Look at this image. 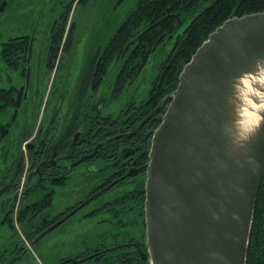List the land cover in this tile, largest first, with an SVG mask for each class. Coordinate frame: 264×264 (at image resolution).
I'll list each match as a JSON object with an SVG mask.
<instances>
[{
    "label": "water",
    "instance_id": "water-1",
    "mask_svg": "<svg viewBox=\"0 0 264 264\" xmlns=\"http://www.w3.org/2000/svg\"><path fill=\"white\" fill-rule=\"evenodd\" d=\"M123 1L118 0L117 5ZM2 2L0 11L9 0ZM93 50L80 97L91 83L101 47ZM260 56H264V12L227 20L184 67L153 132L149 151L145 183L147 252L135 246L150 264H247L255 206L264 179V130L247 150L238 151L224 134L223 125L234 118L230 102L234 79L253 71ZM29 81L30 72L27 86ZM249 154H255L261 166L250 165ZM111 187L96 192L38 238ZM8 189L9 185L0 189V198Z\"/></svg>",
    "mask_w": 264,
    "mask_h": 264
},
{
    "label": "flooded vegetation",
    "instance_id": "flooded-vegetation-1",
    "mask_svg": "<svg viewBox=\"0 0 264 264\" xmlns=\"http://www.w3.org/2000/svg\"><path fill=\"white\" fill-rule=\"evenodd\" d=\"M15 1L9 0L4 12ZM2 4L3 2L0 4V9L3 8ZM68 10V7L64 8L55 16L53 28L49 34V43L46 41L48 32L44 34L42 39L37 38L36 33L39 29L46 30L48 24L43 27L38 24L37 30H33L30 34L0 41L1 63L2 65L5 63L8 67L6 69L0 66V81L3 82V85L0 86V92L11 94L23 106L24 102L27 101L26 91L27 87H29L28 94H33L37 102L36 123L30 128L21 129L16 138L19 150H16L12 164L0 170V173L2 172L0 175V189L9 185V189L5 194L12 196H10L11 201H8L9 197L5 205V220L13 228L19 225L20 230H16L22 234L21 240L25 238V240L18 242L15 249L9 252L6 249L4 253H0V255H3V257L0 256V264H15L29 252L28 245L25 243L30 241L35 244L36 240H39L38 236L43 231L85 202H80L58 214L50 213L53 208V201L52 204L43 202L44 197L53 194V199L57 190L64 188L70 182H77L79 177L84 176L85 173L93 175L94 180L97 181V186L87 197L88 199L109 185H112L110 190L127 186L129 187L128 192H130L142 182L146 183L147 180L149 162H147L145 150L147 148L146 141L149 129L146 124L156 116L160 107L143 117L140 113L139 116L142 119L137 122V104L133 107L130 101L116 113L103 114V109L112 104L111 100L115 101L125 90L121 93L118 92L115 81L118 72H116L115 68H112L102 84H96L97 80H94L92 84L91 80L87 91L80 97V89L86 75L85 70L91 57L86 54L80 60L75 59L73 65L77 60L76 69L81 70L84 66L85 68L76 95L66 104V107L71 108L65 109L64 104L55 101L51 109L46 106L45 110L42 111L44 96L47 92L54 91L62 65V56L67 49L66 43H62L56 54L55 61L53 64L50 62L52 57L51 32L55 27L60 28ZM70 10H72V7ZM21 37H27L28 39L27 43L22 44L24 53L17 55L19 54L17 52V47L19 46L18 38ZM41 40L43 42H37ZM8 45L13 46L10 47ZM16 58H20L18 64L14 62ZM29 72L30 81L29 86H27ZM99 91L102 93L97 98ZM142 100L135 101L138 103ZM152 113L153 115L147 122L140 126L142 121ZM133 115L135 119H132ZM152 137L153 134L150 138L151 142ZM25 142L27 143L26 155L22 152V145ZM100 144L103 145L92 157L84 159L85 156L93 153ZM24 168L27 170L28 182L19 198L17 192L19 191L20 172ZM104 193L88 205L94 201L97 202L96 200L101 199ZM125 194L110 201L95 203L94 206L97 205L92 211L97 213L108 211V215L112 214L110 216L113 218L125 215V205H122L121 208L116 207V204L113 205L116 200ZM86 206L79 209L74 215L81 212ZM91 212H85L84 216L86 217ZM104 221H107V219ZM62 225L47 234L57 231ZM62 235V232H60L59 236ZM5 255L7 256L5 257ZM72 260L74 261L71 263L79 261L75 256Z\"/></svg>",
    "mask_w": 264,
    "mask_h": 264
},
{
    "label": "rangeland",
    "instance_id": "rangeland-1",
    "mask_svg": "<svg viewBox=\"0 0 264 264\" xmlns=\"http://www.w3.org/2000/svg\"><path fill=\"white\" fill-rule=\"evenodd\" d=\"M137 1L124 0L117 6L118 0H16L5 12L0 11V41L30 34L33 30H37L38 24L41 27L48 24L47 31L39 29L36 33L37 38L42 39L44 34L48 32L46 41L49 43V34L53 28L55 16L64 8L73 5L69 13L66 28L67 31H70V25L75 24L72 35L73 40L72 43H68L69 45L63 53L62 65L54 91H49L44 96L45 100L42 111L45 110L46 106H49L51 109L55 101L64 104L65 109L71 108L66 107V104L76 95L85 68L84 66L81 70L76 69L77 60L73 65L74 60H80L86 54L88 56L100 44H107L105 42L113 36L118 26L136 6ZM188 24L189 21L183 25L180 32ZM37 42H43V40ZM173 42L174 38L165 43L163 47L151 56L147 67L138 79L133 85L127 87L119 98L115 101L111 100L112 104L103 109V114L116 113L128 101H131L133 96L137 101L148 97L151 80L158 72V68L165 60L168 51L172 48ZM0 66L8 68L5 63L2 65L1 59ZM2 85L3 82L0 81V86ZM101 93V91L98 92L97 98L101 96ZM103 94L105 97V92ZM36 104L37 102L33 94H28L27 101L24 102L23 106L18 103V105L14 104L11 107H1L0 121L10 125V133L8 139L0 143V170L12 164L16 150H19L16 138L21 129L30 128L36 123ZM21 182L24 184L23 180ZM96 186L97 181L94 180L93 175L85 173L84 176L79 177L77 182H70L64 188L57 190L56 195H54L55 197H53V208L50 210V213H62L70 207L86 201ZM128 191L129 187L127 186L116 187L107 191L101 199L96 200L97 202L94 201L90 205H87L81 212L64 222L57 231L41 237L39 240H36L35 244L30 241L29 243H25L28 245L29 252L15 264H64L65 261L72 259L74 256L87 255L89 251L96 248L110 247L117 240L127 237L129 239L133 236L138 241L146 244L145 217L141 216L139 208L127 207L125 215L116 216L115 218L111 217L112 214H110L111 216L108 215V211L97 213L91 217L84 216L85 212L93 210L97 205L94 206L95 203L99 204L100 202L110 201ZM20 194H22L21 191L18 192V195ZM10 196L5 194L0 198L1 254L6 249H8L7 252L15 249L19 241L25 240V238L21 240L22 234L17 231L20 226L17 225L16 228H13L5 220V205L8 201H11L12 196ZM121 218H123L122 221L120 220ZM105 219L107 221H104ZM60 232H62V236H59ZM116 235L119 236L117 237ZM77 263L91 264L89 261Z\"/></svg>",
    "mask_w": 264,
    "mask_h": 264
},
{
    "label": "trees",
    "instance_id": "trees-1",
    "mask_svg": "<svg viewBox=\"0 0 264 264\" xmlns=\"http://www.w3.org/2000/svg\"><path fill=\"white\" fill-rule=\"evenodd\" d=\"M72 6L68 7L69 10L60 28L55 27L51 32L50 62L52 64L61 44L66 43L68 47V43H72L75 24L70 25V31L66 30ZM261 12H264V0H138L113 36L105 42L107 44L99 45L101 52L93 73L92 84L94 80H97L96 84L105 82L112 68H115L118 72L115 77L116 86L121 93L138 79L147 67L151 56L174 38L172 48L151 80L147 99L137 103L133 96L130 101L133 107L137 104L136 122L142 119L139 116L140 113L143 117L160 107L156 116L146 124L149 129L145 150L147 162H149L151 135L161 123L171 101L169 96L177 89L184 67L209 36L227 20ZM187 21L189 24L180 32ZM27 39V37L18 38L17 52L19 54L17 55L24 53L22 44L27 43ZM95 50L92 51V57ZM19 59H14L15 64H18ZM18 103L11 94L0 92V109L2 106L11 107ZM132 119H135L134 115ZM9 131L10 125L0 121V143L8 139ZM22 173L21 170L20 176ZM52 196L53 194L44 197L43 202L52 204ZM115 204L118 208L122 205H125L124 209L130 206L139 208L141 216L145 217V183L142 182L133 191L126 193L113 205ZM95 214L97 212L92 211L86 217ZM120 220L122 221L123 218ZM124 239L117 240L110 247H99L89 251L87 255H77L75 258L79 260V263L89 261L91 264H150V260H144L135 246L139 245L144 252H147L144 242L138 241L134 236ZM64 264L78 263L65 261ZM247 264H264V179L256 201Z\"/></svg>",
    "mask_w": 264,
    "mask_h": 264
},
{
    "label": "clouds",
    "instance_id": "clouds-1",
    "mask_svg": "<svg viewBox=\"0 0 264 264\" xmlns=\"http://www.w3.org/2000/svg\"><path fill=\"white\" fill-rule=\"evenodd\" d=\"M250 77H254V81ZM230 102L234 108V118L223 125V132L231 139L235 150L245 151L264 130V56L256 58L253 71L234 79ZM249 112L255 113V120L251 124L246 120ZM247 161L250 165L261 166L255 154H249Z\"/></svg>",
    "mask_w": 264,
    "mask_h": 264
},
{
    "label": "bare ground",
    "instance_id": "bare-ground-1",
    "mask_svg": "<svg viewBox=\"0 0 264 264\" xmlns=\"http://www.w3.org/2000/svg\"><path fill=\"white\" fill-rule=\"evenodd\" d=\"M251 80L254 81V77H250ZM246 120L249 124L253 123L255 120V113L254 112H249L246 116Z\"/></svg>",
    "mask_w": 264,
    "mask_h": 264
}]
</instances>
